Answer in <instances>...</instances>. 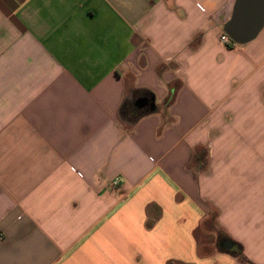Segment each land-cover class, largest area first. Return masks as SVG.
<instances>
[{
  "label": "crops",
  "instance_id": "obj_1",
  "mask_svg": "<svg viewBox=\"0 0 264 264\" xmlns=\"http://www.w3.org/2000/svg\"><path fill=\"white\" fill-rule=\"evenodd\" d=\"M235 1L0 0V264H264V25L221 44Z\"/></svg>",
  "mask_w": 264,
  "mask_h": 264
},
{
  "label": "water",
  "instance_id": "obj_2",
  "mask_svg": "<svg viewBox=\"0 0 264 264\" xmlns=\"http://www.w3.org/2000/svg\"><path fill=\"white\" fill-rule=\"evenodd\" d=\"M264 25V0H236L231 18L223 26V32L236 44H246L258 35ZM151 99L150 109L154 108ZM137 109L149 105L147 98H138L134 103ZM221 247L234 251L235 245L229 240L221 242Z\"/></svg>",
  "mask_w": 264,
  "mask_h": 264
},
{
  "label": "trees",
  "instance_id": "obj_3",
  "mask_svg": "<svg viewBox=\"0 0 264 264\" xmlns=\"http://www.w3.org/2000/svg\"><path fill=\"white\" fill-rule=\"evenodd\" d=\"M172 101V97H170V98H168L167 100H166V102H165V106H167L168 104H170V102ZM200 153H195V155H194V158H195V160H199V161H202V159L205 157V152L204 151H199ZM205 166V164H203V167ZM152 206H149V207H147V209H150ZM154 207V206H153ZM149 225H151V224H149ZM147 227H150V226H147ZM224 240H229V239H227V238H225ZM223 240V241H224ZM230 241V240H229ZM222 242V241H221ZM231 242V241H230ZM234 245H235V250L234 251H230V252H233L234 254H236V255H238L239 257H240V260H241V263H243V262H247L246 261V259L242 256V251H241V247L238 245V244H235V243H233ZM218 246H219V249L221 250V251H226L225 249H223L221 246H220V244H218ZM181 264V263H179V262H174V261H168L166 264Z\"/></svg>",
  "mask_w": 264,
  "mask_h": 264
},
{
  "label": "rangeland",
  "instance_id": "obj_4",
  "mask_svg": "<svg viewBox=\"0 0 264 264\" xmlns=\"http://www.w3.org/2000/svg\"><path fill=\"white\" fill-rule=\"evenodd\" d=\"M204 236H205V238H204ZM211 236H209L208 237V233H207V227L205 226V227H203V228H199L196 232H195V239H197V241L200 243L199 245H198V250H199V252H204V251H207L206 249H207V247H209V246H205V244H204V246H203V244H202V242L203 241H209V240H211ZM221 240H223V239H220L219 241H218V243L217 244H220V242H221ZM202 244V245H201ZM201 245V246H200ZM211 245V244H210ZM212 245H213V243H212ZM217 247V246H216ZM228 251V250H227ZM230 252V251H229ZM244 263V262H243Z\"/></svg>",
  "mask_w": 264,
  "mask_h": 264
},
{
  "label": "built area",
  "instance_id": "obj_5",
  "mask_svg": "<svg viewBox=\"0 0 264 264\" xmlns=\"http://www.w3.org/2000/svg\"><path fill=\"white\" fill-rule=\"evenodd\" d=\"M219 41L221 44H223L224 46L226 47H234L236 46L237 44L234 43L225 33H222L219 37ZM118 186V181L117 180H114L111 184H110V187L112 189H115L116 187Z\"/></svg>",
  "mask_w": 264,
  "mask_h": 264
}]
</instances>
